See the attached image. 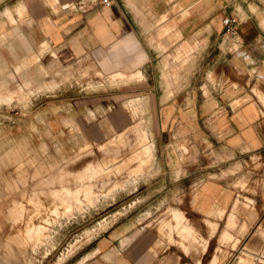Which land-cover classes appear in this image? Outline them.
<instances>
[{
  "label": "rangeland",
  "instance_id": "1",
  "mask_svg": "<svg viewBox=\"0 0 264 264\" xmlns=\"http://www.w3.org/2000/svg\"><path fill=\"white\" fill-rule=\"evenodd\" d=\"M168 29V24L160 27L161 32ZM200 45L201 40L194 39L193 49ZM197 56L193 90L200 94L206 89H199L201 59ZM174 58L179 84V67L184 65L185 56L178 54ZM32 63L15 67L17 82L11 86L7 85L8 79H1L5 86L0 89L12 91L8 96L5 92L0 96V105H5L0 111V264H84L97 251L92 252L96 242L107 234L123 235L120 252L126 248L132 251L129 262L123 259L122 264H264V212L261 216L253 210L249 213L251 205L242 198L250 192L247 181L241 183L244 193L240 194V202L237 199L233 204L237 206L235 214L218 217L202 211L197 191L202 181L216 177L219 170L214 151L206 149L211 148L208 134L215 128L214 121L204 126L199 122L196 127L190 120L155 119L149 103L145 104V118H132L127 101L137 96L122 103L116 102L118 97L103 102L105 89L112 93L120 90L106 86L127 83L117 82L116 78L112 82L114 73L129 74L139 68L107 71L105 80L104 66L98 70L99 64L81 60L66 68L53 66L46 73L39 71L42 83L33 86V81L31 85L17 87L22 83L23 68ZM141 78L142 72L137 81ZM44 80L55 81V85ZM68 82L85 83L77 91L82 100L86 95L96 98L95 110L85 111L91 122L106 120L114 107H120L128 114L126 125L140 121V126L135 124L111 140L122 129L99 141L91 142L82 135L77 138L74 133L78 129L70 119L62 121L66 129L57 120V107L66 89L58 84ZM69 88L66 92L74 91V87ZM176 90L184 87L178 86ZM28 112L32 114L34 134L32 148L25 150L23 144L15 147L14 141L8 140V126L27 123ZM141 126L149 129V141ZM86 142L89 146L84 148ZM233 171L245 176L259 172L264 175V163L246 158L220 174ZM175 176L178 179L173 182ZM15 202L20 214L18 222L12 223L9 211ZM230 202L225 200L223 205L212 198L210 205L213 210L220 206L229 210ZM26 223L32 226L22 231ZM33 223L45 229L38 230ZM141 241H145L143 247ZM134 246L137 247L133 250ZM120 256L125 257L124 253Z\"/></svg>",
  "mask_w": 264,
  "mask_h": 264
},
{
  "label": "crops",
  "instance_id": "2",
  "mask_svg": "<svg viewBox=\"0 0 264 264\" xmlns=\"http://www.w3.org/2000/svg\"><path fill=\"white\" fill-rule=\"evenodd\" d=\"M79 2L0 0V86H5L1 83L2 78L8 79V86L17 82L15 67L28 62L33 63L23 68L22 83L17 87L33 81V86L42 83H39V71L46 73L53 66L66 68L81 60L99 64L98 70L104 66L105 80L107 71L139 68L129 74L114 73L112 82L116 78L117 82L127 83L106 86L120 90L112 93L105 89L103 102L118 97L116 102L122 103L137 96L127 101L132 118L136 115L144 117L148 107L145 104L149 103L153 110L151 116L155 119L190 120V124H196V127L199 122L204 126L214 121L215 128L208 134L211 148L206 149L214 151L217 157L215 166L219 170L216 177L202 181L203 185L197 191L202 211L218 217L230 212L235 214L237 206L233 204L241 198V183L247 181L250 192L242 198L248 199L251 205L249 213L252 214L253 210L254 214L261 216L264 212V175L260 172L248 176L235 171L220 172L234 167L236 162L240 165L246 158L260 159L264 163V0H111L108 6L94 3L86 5L84 10L77 8ZM225 16L236 18L233 34L224 31L222 18ZM162 24L169 25L166 32L160 31ZM197 38L201 45L194 50L193 41ZM178 54L185 56L184 65L179 67V84L176 82L178 65L174 60ZM198 54L201 59L199 89H206L200 94L193 90L197 77L193 69L199 62L196 61ZM140 70L142 78L137 81ZM45 82L55 85V81ZM83 83L58 84L66 88L57 107V120L63 129L67 125L62 121L70 119L78 129L74 133L77 138L82 135L94 142L122 129L111 140L140 124V121H134L126 125L128 114L120 107H114L104 121L88 120L85 111L95 110L96 98L86 95L85 100L81 99L77 91H81L79 87ZM178 86H183L184 90H176ZM69 87H74V91L66 92ZM10 91L0 89V96L4 92L8 96ZM4 106L0 105V111ZM28 115V122L22 126H8V140H13L15 147L23 144L25 150L32 148L34 134L30 124L31 112ZM145 124L149 127L147 121ZM144 131L149 141L147 129ZM12 134L19 137L13 138ZM87 146L88 142L83 147ZM177 179L175 176L172 181ZM212 198L219 199L223 205L225 200H231L229 210L224 206L213 210ZM19 214V204L15 202L9 211L12 223L18 222ZM38 225L33 223L38 230L45 229ZM31 226L26 223L22 231ZM120 237L107 234L99 239L92 249V252L97 251L83 263L122 264L123 259L129 262L132 251L126 248L120 252L121 241L125 239L123 235ZM144 243L140 242L141 247ZM217 260L218 257L215 263Z\"/></svg>",
  "mask_w": 264,
  "mask_h": 264
},
{
  "label": "built area",
  "instance_id": "3",
  "mask_svg": "<svg viewBox=\"0 0 264 264\" xmlns=\"http://www.w3.org/2000/svg\"><path fill=\"white\" fill-rule=\"evenodd\" d=\"M110 1L111 0H80V2L77 4V8H79L80 10H84L86 8V5L94 3L108 6L110 4ZM222 24L224 26V31L233 34L236 25V18L233 16H225L222 18Z\"/></svg>",
  "mask_w": 264,
  "mask_h": 264
},
{
  "label": "bare ground",
  "instance_id": "4",
  "mask_svg": "<svg viewBox=\"0 0 264 264\" xmlns=\"http://www.w3.org/2000/svg\"><path fill=\"white\" fill-rule=\"evenodd\" d=\"M139 75H140V74H139ZM137 79H138V77H137ZM143 129H144V128H143ZM145 129H146V128H145ZM145 129H144V130H145ZM147 131H148V130H147ZM144 133H145L144 137L146 136V138H147V134H146L145 131H144ZM148 133H149V132H148ZM146 138H145V140H146ZM148 144H149V143H148ZM148 144H147V145H148ZM147 145H146V146H147ZM144 148H145V147H144ZM146 149H148L149 152L151 151V150H150V146H148V148H146ZM141 151H142V150H141ZM140 157H141V156H140ZM145 160H146V159H145ZM145 160H144V161H145ZM147 160H148V159H147ZM239 261H240V262H243V260H240V259H239ZM239 261H238V262H239Z\"/></svg>",
  "mask_w": 264,
  "mask_h": 264
}]
</instances>
